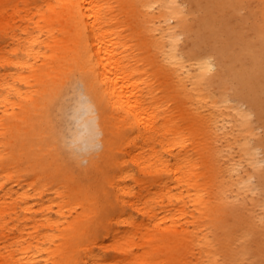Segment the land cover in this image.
<instances>
[{
	"label": "bare ground",
	"instance_id": "bare-ground-1",
	"mask_svg": "<svg viewBox=\"0 0 264 264\" xmlns=\"http://www.w3.org/2000/svg\"><path fill=\"white\" fill-rule=\"evenodd\" d=\"M249 1L0 0L24 24L0 25L19 54L5 61L34 86L15 110L0 81V179L18 186L0 181V264H264V136L249 121L264 126V0L226 21ZM69 73L82 145L124 149L138 191L119 168L112 193H91L61 156Z\"/></svg>",
	"mask_w": 264,
	"mask_h": 264
},
{
	"label": "rangeland",
	"instance_id": "rangeland-1",
	"mask_svg": "<svg viewBox=\"0 0 264 264\" xmlns=\"http://www.w3.org/2000/svg\"><path fill=\"white\" fill-rule=\"evenodd\" d=\"M181 2L185 0H180ZM251 4L249 7L241 8L238 11V17H229L226 21L227 23L236 29H239L243 24L248 23V19H250V15H252L251 8H254L256 5L255 0H250ZM182 5H186V2H183ZM3 13L0 14V25H5V20L9 19V16H13L15 18V23L17 25H24L21 21L18 20L17 15L11 14V9L9 6L3 8ZM257 12V9H256ZM258 14V12H257ZM259 16V14H258ZM260 17V16H259ZM239 27V28H238ZM28 29L32 31L33 24L28 25ZM249 31V30H248ZM34 33L36 31H33ZM250 32V31H249ZM6 36L1 32L0 33V81L8 82V85L14 88L10 89L11 95L10 100L15 103L14 109L18 110V106L20 103L19 95L25 94L27 91H32L33 81L25 82L24 80H17V70L13 64H10L5 61V59L16 60L19 57V54H15L12 52V47L14 46L12 43L7 40ZM185 44V38H179V50L183 48ZM28 73H24L27 75ZM67 78L64 80L62 86L60 87L61 97L59 101H63L68 107V113L66 116L63 115V120L58 122L55 125V131L57 133L58 146L64 148V152L60 151L61 156L64 158L65 162L74 166L72 173L73 176L78 178L82 183L88 187L91 193L99 192V189L104 183L105 176H109L113 178L116 173H119V168L126 169L124 183L129 186L132 191H138V185H135L132 179V176L137 177V166L133 162V160L129 157V155L125 152V150L114 151L108 154H103L101 157H98L99 149L98 148H90L84 147L78 138L79 132V123L80 120L85 119L86 115L84 114L83 109L81 108V99H79L78 94L82 91L81 81L77 74L69 73L67 74ZM18 90L20 94H17L15 90ZM2 89H0V93H2ZM241 108L248 110V105L245 103L241 104ZM249 121L250 125L253 129L254 135L256 136H264V126H261L258 117L254 113H249ZM230 125V124H229ZM135 133L127 129V133L124 134L123 141L122 139L115 140L119 142V144H123L125 142L124 138L132 137ZM250 136L249 138L253 137ZM138 144H141V140H137ZM251 145H254V139H250ZM123 148V146L121 145ZM256 156L259 159H263V153L261 150H256ZM110 158L107 161V158ZM113 163H110L112 162ZM107 164H116V166H108ZM67 165V164H63ZM262 168H264V161L261 163ZM250 171V170H249ZM251 172V171H250ZM252 173V172H251ZM1 182H4L5 189L13 186V188H17L18 186L8 182L6 179L1 178ZM251 185L257 186V180L255 177L251 178ZM106 189L109 193V186L107 188V184H105ZM255 186V187H256ZM254 187V188H255ZM152 190V188H150ZM253 196L256 199L261 198V191L257 188L253 191ZM48 197H52L50 190L45 192V195L42 199L46 200ZM39 198L29 200V202H37ZM11 201V200H10ZM102 201V199H101ZM28 202V201H27ZM25 203H20V205H24ZM104 208V207H103ZM107 209V208H106ZM256 213H261L260 209L256 208Z\"/></svg>",
	"mask_w": 264,
	"mask_h": 264
}]
</instances>
